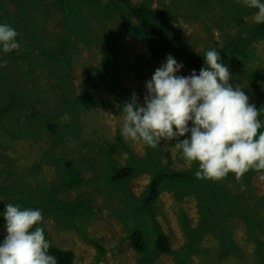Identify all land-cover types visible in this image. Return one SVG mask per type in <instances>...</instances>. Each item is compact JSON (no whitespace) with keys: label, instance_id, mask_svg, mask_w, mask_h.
<instances>
[{"label":"rangeland","instance_id":"374dc122","mask_svg":"<svg viewBox=\"0 0 264 264\" xmlns=\"http://www.w3.org/2000/svg\"><path fill=\"white\" fill-rule=\"evenodd\" d=\"M106 1L77 0L79 18L88 26L78 24L75 30L55 0H0V23L18 32L19 43L11 53H0L7 60L0 68V105H9L0 115V240L5 204L12 203L40 209L46 239L71 250L73 264H264V256L259 257L264 248L259 245L260 253L256 247L258 240L264 243V169L249 170L239 179L231 172L217 181L169 178L161 182L158 198L143 204L152 176L192 175L199 164H189L175 141L156 148L125 141L122 105L132 93L143 104L145 82L169 54L184 64L182 75L198 74L204 61L191 66L165 50L146 65L143 79L147 61L139 55L143 47L135 37L136 19L130 17L125 26L114 13L102 25L96 19ZM130 1L165 11L161 25L179 42L191 44L198 58L227 45L232 55L234 40L245 41L244 47L237 42L238 55L233 54L241 64L227 65L229 83L243 88L264 122V33L252 29L256 9L237 0ZM69 30L85 35L79 36L77 49ZM98 31L104 32L101 37ZM112 34L118 38L116 74L127 90L112 94L102 80L94 90L97 99L79 103L74 98L83 78L110 77L111 60L107 67L102 61L112 55ZM108 142L115 145L113 152L104 148ZM128 168L137 172L127 180L119 174ZM135 228L143 235L141 251L129 242ZM159 231L170 242L169 253H155Z\"/></svg>","mask_w":264,"mask_h":264},{"label":"clouds","instance_id":"9594fccd","mask_svg":"<svg viewBox=\"0 0 264 264\" xmlns=\"http://www.w3.org/2000/svg\"><path fill=\"white\" fill-rule=\"evenodd\" d=\"M237 2L256 9L255 22L264 24V0ZM17 36L13 27L0 23V53L16 50ZM203 61L198 74L192 70L182 75L184 64L170 54L166 56L145 82L143 104L132 93L122 105L121 137L152 148L162 141H175L189 164L198 162L196 175L202 179L217 181L230 172L239 179L249 170L264 169V131L258 132L264 127L258 118L260 111L249 102L243 88L229 83V68L220 62L216 49L207 50ZM6 65L7 60L0 59V68ZM2 216L5 234L0 240V264H58L49 254L50 241L40 226V209L8 203Z\"/></svg>","mask_w":264,"mask_h":264},{"label":"trees","instance_id":"16d2710c","mask_svg":"<svg viewBox=\"0 0 264 264\" xmlns=\"http://www.w3.org/2000/svg\"><path fill=\"white\" fill-rule=\"evenodd\" d=\"M95 1V0H94ZM57 7L60 11H63V15L66 17L67 21H70V19H73L72 23H74V29L76 30V26L80 24V26H88V22L85 19L79 18V10H78V4L77 0H55ZM87 2H93V0H87ZM100 3H97V5ZM101 15L96 19L98 22H100L102 25H104L105 21L107 19H111L114 17V13H117L118 17L120 18V22H123L127 26L129 18L133 17L136 19V34L135 37L141 41L143 51L139 52V55L143 57L147 62H144L142 64V71H143V79L147 77L148 70H146V65H152L154 62L159 58V56L165 51V50H171L175 56H183L185 61L191 65V66H197L198 64L203 63V57L198 58L196 53L194 52L192 45L187 42H179L176 40L173 36L169 35V33L166 31V28L164 25H161V21L165 19V11L162 13H157L153 8L149 7L145 3H132L130 0H108L104 2L103 4H100L99 6ZM2 20V17L0 15V22ZM126 29V28H123ZM254 34L262 36L264 33V24H255L254 27ZM252 32V30H251ZM103 31L99 32L98 35L101 37L103 35ZM68 34L72 35V37H75L77 40L76 43H74V49H77L79 47V44L82 42L80 41L79 36L82 35V38L85 39L84 33H82V30L79 31H70ZM67 34V41L68 38ZM132 35H134L133 32H131ZM65 34H63L61 37H63ZM92 36H96L95 33H92ZM109 37V34L107 35ZM87 40V39H86ZM88 41V40H87ZM113 47H112V55L103 56V64L107 67L109 60H111L110 63V71L109 75L110 77L107 79H103L100 77H95L88 75L87 77L83 78L80 86L78 87L77 95L75 96L74 100L76 99L79 103H81L82 100L87 99V103H91L92 100L97 99L94 96V90L96 89L97 85L104 80L110 90V93H117V91L121 90H127L124 86H122L119 82V79L116 74V68H117V60L115 58V50L118 46V38L112 34ZM237 42L244 47L247 45L245 41H241V38H236L232 45V53L234 55H238V51L234 50L236 49ZM60 43H58L59 46ZM224 49H217V51L221 55V61L222 63H225L226 66L228 63L232 66H235L237 64H241L240 58H235L234 55L228 54V48L227 45L224 47ZM101 52L102 47H101ZM69 51V62H71V56ZM97 69V67H96ZM145 72V73H144ZM102 77V76H101ZM142 79V81H143ZM71 88V87H70ZM72 91V89H71ZM67 97V94L65 95ZM130 98V97H129ZM90 105V104H89ZM9 109V105H0V115L5 113ZM48 128L50 131H55V126L53 123H48ZM183 139V137L181 138ZM107 148L109 151L113 152L115 150V145L112 143H107V145L104 147ZM136 169L128 168L123 169L121 173L119 174L121 177L129 179V177L133 176L136 173ZM192 176V177H191ZM171 179H193L197 178L196 172H192V175H189L188 173H177V172H163L158 173L155 176H152L150 179V183L147 187V194L145 195V199L143 201V204H148L151 202H154L159 193H160V185L161 182L164 180ZM46 203L48 206H51L56 209H60L54 202H43L41 204ZM61 210V209H60ZM153 222V221H152ZM155 224V223H154ZM155 226L156 229H160L159 224L156 222ZM129 242L133 249L141 251L144 248V239L142 232L140 229L135 228L128 234ZM259 245H261L264 248V243L261 240H258L256 242L257 250L261 253L259 249ZM96 246L101 249V246L96 243ZM155 253H169L171 251V245L167 238V236L162 232L159 231V233L156 236L155 240ZM49 254L54 255L57 258L58 264H73V258L74 253L71 250L61 249L58 246L54 244H50ZM264 256V250L259 255V257Z\"/></svg>","mask_w":264,"mask_h":264}]
</instances>
